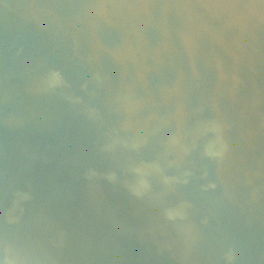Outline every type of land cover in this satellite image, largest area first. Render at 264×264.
<instances>
[{"label":"bare ground","instance_id":"bare-ground-1","mask_svg":"<svg viewBox=\"0 0 264 264\" xmlns=\"http://www.w3.org/2000/svg\"><path fill=\"white\" fill-rule=\"evenodd\" d=\"M0 264H264V0H0Z\"/></svg>","mask_w":264,"mask_h":264}]
</instances>
